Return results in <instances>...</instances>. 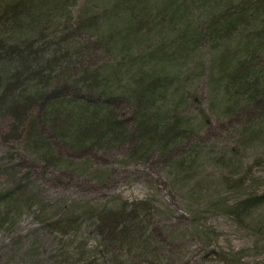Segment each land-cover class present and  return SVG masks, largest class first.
Listing matches in <instances>:
<instances>
[{
	"label": "trees",
	"instance_id": "trees-1",
	"mask_svg": "<svg viewBox=\"0 0 264 264\" xmlns=\"http://www.w3.org/2000/svg\"><path fill=\"white\" fill-rule=\"evenodd\" d=\"M78 3L0 0L1 137L9 147L21 146L5 153L13 175L18 159L34 160L32 168L40 171L52 164L69 176L67 183L85 166L95 176L86 184L90 192L107 182L99 167L105 153L137 159L156 150L172 161L175 149L193 140L194 128L186 113L180 116L179 102L168 101L177 92L167 87L202 40L226 43L218 65L214 59L216 76L209 75L218 101L228 108L247 105L250 117L264 119V0ZM194 10H203L199 23L187 21ZM172 23L183 26L176 41L146 46ZM138 50L145 52L136 61ZM31 179L30 171L23 173L0 192V202L21 199ZM101 198L78 208L72 203L47 219L40 211L38 224L62 238L53 264H160L173 255L162 245L167 225L158 220L154 195ZM262 202L264 192L249 194L229 210L242 221Z\"/></svg>",
	"mask_w": 264,
	"mask_h": 264
},
{
	"label": "rangeland",
	"instance_id": "rangeland-1",
	"mask_svg": "<svg viewBox=\"0 0 264 264\" xmlns=\"http://www.w3.org/2000/svg\"><path fill=\"white\" fill-rule=\"evenodd\" d=\"M83 1L86 4V0H78V8ZM202 11L194 10L187 21L199 23ZM182 27L172 23L146 46L159 41L171 44ZM236 41L232 38L230 43ZM225 45L222 40H202L178 64L167 87L177 92L169 94L168 101L179 102V114H187L197 143L186 139L175 149L172 161L156 150L143 157L138 154L137 159L124 151L105 153L99 167L106 169L107 182L102 189L98 185V191L86 190L87 182L95 176L85 166L77 174L79 179L67 183L69 176L52 164L40 171L41 167L32 168L34 160L18 159L13 175L4 165L5 153H18L21 146L5 144L1 137L5 124L0 119V192L28 171L33 181L21 199L14 196L9 203L0 202V264L54 263L62 238L38 224L40 211L47 219L72 203L78 208L92 202L97 195H103L101 199L114 195L132 199L148 193L158 205V220L167 225L162 245L174 249L160 264H264V202L251 208L242 221L229 210L240 198L264 192V119L250 117L247 105L228 108L218 101L220 91L209 75L216 76L214 59ZM140 52L145 51H136L133 60L137 61ZM179 94L182 99L177 100Z\"/></svg>",
	"mask_w": 264,
	"mask_h": 264
}]
</instances>
